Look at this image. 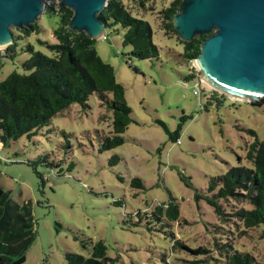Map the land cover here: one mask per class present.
<instances>
[{
    "label": "rangeland",
    "instance_id": "rangeland-1",
    "mask_svg": "<svg viewBox=\"0 0 264 264\" xmlns=\"http://www.w3.org/2000/svg\"><path fill=\"white\" fill-rule=\"evenodd\" d=\"M121 1L133 17L150 25L159 51L155 60L131 57L122 45L125 30L119 27L95 40L97 56L113 68L131 109L133 123L122 134L124 143L99 151L101 141L110 137L111 115L95 94L87 108L71 105L36 136L0 143V188L15 203H29L34 220L35 239L23 264H67L66 254L89 257L98 241L113 264H224L214 246L219 242L264 264V225L245 229L232 218L250 205L222 200L225 215L220 220L204 200L196 201L197 194L212 196L207 193L211 177L238 164L251 166L245 156L253 138L247 131L264 141V99L249 103L220 97L207 83L198 87L187 79L201 77L195 63L190 67L183 60L175 35L160 30L158 13L173 0ZM35 24L41 33L21 37L19 48L29 42L35 51L51 55L37 40L54 43V17L42 14ZM27 59L22 53L14 61L0 58V81L12 72L27 74L20 65ZM182 117L177 141H171L168 133L177 130ZM44 156L52 166L41 163ZM133 178L142 181V190L131 188ZM171 198L179 208L178 221L152 220L155 207ZM176 241L209 253L193 256L174 249Z\"/></svg>",
    "mask_w": 264,
    "mask_h": 264
},
{
    "label": "trees",
    "instance_id": "trees-1",
    "mask_svg": "<svg viewBox=\"0 0 264 264\" xmlns=\"http://www.w3.org/2000/svg\"><path fill=\"white\" fill-rule=\"evenodd\" d=\"M139 3L142 5L143 2L139 0ZM180 3L181 0H173L167 8L158 13L161 20L160 30L166 36H176L172 17ZM44 15L46 18L54 17L56 21L55 27L50 31L54 43L47 44L37 40V44L51 55L35 51L29 42L19 48L18 41L21 37L27 38L32 34L41 33L40 27L35 23L28 29H11L13 42L0 53V58L9 61H14L19 53L28 55V59L20 64L27 74L12 72L0 81V143L5 146L22 136L28 139L36 136L40 130L49 126L54 117L59 116L71 105L87 108L89 97L95 94L100 107H104L111 115L110 137L101 141L99 151L105 152L121 146L124 143L122 134L133 120L131 109L125 102L124 88L116 81L113 68L97 56L94 50L95 40H90L84 33L78 34L68 29V22L72 17L71 10L59 8L58 5H46ZM100 19L105 23L106 29L119 27L125 30L122 45L130 49L131 57L138 60L158 58L159 51L152 41L150 25L133 17L121 0H109ZM204 38L195 39L190 43L181 42L177 38L182 46L181 57L190 67L198 56L199 44ZM194 78L193 75L187 76V79ZM211 99L218 98L211 96ZM217 103L220 104V101ZM185 119L186 117L181 118L175 132L168 133L171 141H177ZM247 133L253 138L245 156L251 166L238 164L230 167L223 175L211 177L207 193H212V196L197 194L196 201L204 200L220 220L225 215L220 205L222 200L232 199L246 203L251 209L240 208L233 213L232 218L237 219L243 228L252 229L264 225V141H258L252 130ZM114 159L117 160L116 157ZM40 161L49 166L53 165L46 163L47 156ZM114 164L116 162L110 165ZM55 166L58 167V164ZM130 186L137 190L144 188L138 178H133ZM146 217L143 216L146 221L151 220ZM150 217L159 224H162V221L177 222L178 205L171 198L167 204L156 206ZM34 239V220L30 204L15 203L9 192L0 188V264H23ZM176 242L174 249L179 248L193 256H205L209 253L203 248L189 249L183 247L179 241ZM214 246L220 255H224V264H261L255 262L249 253L238 252L227 243L219 242ZM106 253V247L98 241L92 244L89 257L66 254L65 261L67 264H113L114 260L108 258Z\"/></svg>",
    "mask_w": 264,
    "mask_h": 264
},
{
    "label": "water",
    "instance_id": "water-1",
    "mask_svg": "<svg viewBox=\"0 0 264 264\" xmlns=\"http://www.w3.org/2000/svg\"><path fill=\"white\" fill-rule=\"evenodd\" d=\"M54 0H0V48L11 29H28ZM72 17L68 29L96 40L105 32L100 15L109 0H57ZM184 43L204 38L193 60L213 91L254 103L264 99V0H181L172 17ZM230 97V98H231Z\"/></svg>",
    "mask_w": 264,
    "mask_h": 264
},
{
    "label": "built area",
    "instance_id": "built-area-1",
    "mask_svg": "<svg viewBox=\"0 0 264 264\" xmlns=\"http://www.w3.org/2000/svg\"><path fill=\"white\" fill-rule=\"evenodd\" d=\"M102 37H103V39H105V37H104V33L102 34ZM193 63V62H192ZM195 70H196V68H195ZM197 71V70H196ZM198 72V71H197ZM194 81H196V84L198 85V87H200V85H201V80H200V77L197 79V78H195V79H193ZM193 94L194 95H197L198 94V92L196 91V90H194L193 91ZM179 142H177V144H178Z\"/></svg>",
    "mask_w": 264,
    "mask_h": 264
},
{
    "label": "bare ground",
    "instance_id": "bare-ground-1",
    "mask_svg": "<svg viewBox=\"0 0 264 264\" xmlns=\"http://www.w3.org/2000/svg\"><path fill=\"white\" fill-rule=\"evenodd\" d=\"M0 49H2V48H0ZM201 76V75H200ZM201 78V77H200ZM201 80V79H200ZM201 82L202 83H204L202 80H201ZM208 85V84H207ZM210 86V85H209ZM212 89H213V87L212 86H210ZM231 97V96H230ZM232 99H235V98H233V97H231Z\"/></svg>",
    "mask_w": 264,
    "mask_h": 264
}]
</instances>
